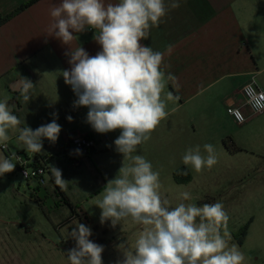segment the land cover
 <instances>
[{
  "label": "clouds",
  "instance_id": "obj_1",
  "mask_svg": "<svg viewBox=\"0 0 264 264\" xmlns=\"http://www.w3.org/2000/svg\"><path fill=\"white\" fill-rule=\"evenodd\" d=\"M181 0H59L50 8L51 21L47 36L68 46L69 69L62 71L66 85L76 96L73 107L88 109L86 122L99 134L119 130L114 140L115 150L123 161L130 163L119 168L114 179L108 180L97 199L101 210L100 223L110 221L115 227L129 219L140 230L131 247L123 240L116 245L120 258L116 264H244L245 256L236 244L229 246L227 224L229 215L221 202L197 205L179 203L172 206L161 193L159 172L142 155H133L137 147L148 141L151 133L169 115L162 98L166 82L174 80L171 73L161 69L163 53L141 43L147 40L150 29L159 27L170 9L180 7ZM88 29L95 32L93 39L100 46L94 56L80 44L73 48L76 34ZM171 45H169V50ZM16 90L28 103L32 98L33 82L20 77ZM166 99H174L171 92ZM264 107V105H260ZM15 105L0 101V147L6 148L9 130L18 131L17 140L30 153L43 151V140L56 143L62 130L53 113L50 123L36 129L19 127L21 120L14 114ZM174 110V109H173ZM66 119L72 122L73 117ZM199 145L189 148L182 163L196 172L211 169L218 161L215 147ZM76 152L79 154L80 150ZM19 160L20 157L15 156ZM16 163L0 154V177L14 171ZM58 185L68 181L62 171L52 166ZM183 175H187L185 170ZM179 199L191 200L188 191ZM224 229L223 233L221 229ZM89 226L76 223L68 232L75 246L66 253L69 264H103L104 246L90 237Z\"/></svg>",
  "mask_w": 264,
  "mask_h": 264
},
{
  "label": "crops",
  "instance_id": "obj_2",
  "mask_svg": "<svg viewBox=\"0 0 264 264\" xmlns=\"http://www.w3.org/2000/svg\"><path fill=\"white\" fill-rule=\"evenodd\" d=\"M28 1L0 0V17L8 16ZM58 2L38 0L0 26V101L7 100L16 106L14 114L22 122L20 127L50 123L53 113L58 114L57 123L62 127L56 143L43 140L45 154H48L43 157L48 164L53 190L44 184L34 187L29 196L13 192L21 205L32 204L48 215L57 206L56 201L71 202L70 195L64 186L56 183L49 167V156L59 155L66 140L76 134H85L94 140V150L82 162L95 165L104 184L115 178L123 161L122 154L115 150L113 143L120 134L119 130L99 134L86 122L88 109L73 107L76 96L62 76V71L70 68L65 55L68 46L47 36L50 8ZM116 2L118 0H105V3ZM76 35L78 39L72 42L71 47L80 44L90 56L100 51V46L93 39L94 30L88 29ZM141 43L163 53L161 69L166 74H173L175 79L166 82L162 93L169 115L133 155H162L165 150V154L177 156L176 167L187 170L189 176L187 181L176 182L177 185L185 189L193 187L203 181L209 169L196 172L191 165L185 166L182 156L187 149L199 145L201 154L207 155L203 145L212 144L214 139L213 145H221L222 151L229 153L223 142L230 138L229 132L223 127L221 132L211 131V124L221 120L212 113V108L225 111L224 100L250 81L264 91V0H181L180 7L170 9L159 27L151 28L148 39ZM20 77L30 79L35 85L28 103L16 90ZM169 92L174 97L171 101L166 99ZM69 115L73 117L72 122L66 119ZM260 115L264 117V112ZM9 136L10 141L11 133ZM22 149L23 145L12 151ZM34 155L40 156L39 153ZM105 155L115 159L116 163L108 166L98 164L100 157ZM123 162L130 163L128 160ZM67 188L72 189L68 185ZM16 220H5L0 213V264H24L14 250L24 244L21 240L23 227L18 226L22 223ZM28 229L26 227L24 232L27 233ZM246 236L247 231L243 236L241 233L233 236L245 256L244 264H264V242L254 243L251 252L246 253L243 249ZM228 243L232 245L231 241Z\"/></svg>",
  "mask_w": 264,
  "mask_h": 264
},
{
  "label": "rangeland",
  "instance_id": "obj_3",
  "mask_svg": "<svg viewBox=\"0 0 264 264\" xmlns=\"http://www.w3.org/2000/svg\"><path fill=\"white\" fill-rule=\"evenodd\" d=\"M212 113L221 120L219 123L211 124V131L221 132L223 127L227 133L229 132L231 142L230 138L223 140L229 152L224 153L223 147L213 145L215 140H211L218 162L209 169L202 182L187 189L178 186L173 176L179 169L176 167L177 156L165 154V150L162 155L148 153L145 158L151 162L152 167L155 166L153 170L159 172L161 193L169 199L173 207L181 202L197 205L221 202L229 215L226 230L232 240L228 239V242L231 241L238 246L233 236L242 230L247 231L243 249L249 253L254 243L264 242V117L259 114L252 115L249 122L240 127L233 123L224 109L212 108ZM28 127L36 129L38 126L32 124ZM9 133L12 135L11 140L7 142L11 155L9 158L16 163V167L14 171L0 177V213L4 215L5 220L17 219L16 221L22 223L21 225L18 223V226L23 227L21 240L24 244L14 250L24 264H69L66 253L75 246V241L68 238V232L77 222L89 226L93 233L90 239L104 246L103 264H116L120 258L116 245L123 240L127 241L130 247L134 245L140 228L130 219L115 227L111 226L110 221L100 223L101 210L96 203L106 184L101 180L97 167L90 162L86 164L82 162L80 166L72 167L66 161L57 159L58 153L52 154L49 156V167L55 166L62 171L63 179L68 181L64 188L70 195L71 202L56 201L57 206L49 215L32 204L21 205L16 195L29 196L34 187L40 185L33 177L28 180L24 178L19 169V161L14 158L19 155L32 161L34 154L27 152L24 146V149L17 150L18 152L12 151L23 144L17 140L18 131L9 130ZM45 153L46 150L43 148L39 155L48 156ZM0 154L4 156L1 150ZM112 163H116L115 159H110L106 155L100 157L98 161V164L103 166ZM25 170L31 174L32 166H26ZM44 181L48 188L53 190L48 173L44 175ZM67 185L72 189L69 190ZM185 190L191 194V200L179 199V194ZM26 227L29 228L27 233L24 232ZM223 231L222 228L221 232ZM257 238L260 240L257 241ZM28 255L33 257L28 258Z\"/></svg>",
  "mask_w": 264,
  "mask_h": 264
},
{
  "label": "built area",
  "instance_id": "obj_4",
  "mask_svg": "<svg viewBox=\"0 0 264 264\" xmlns=\"http://www.w3.org/2000/svg\"><path fill=\"white\" fill-rule=\"evenodd\" d=\"M239 100V101H238ZM264 91H262L254 81H250L242 85L237 92L224 100L226 114L231 118L233 123L240 126L243 125L252 115H258L264 112ZM96 144L93 139L85 134H76L63 144L62 151L58 158L66 161L72 167H78L83 160L87 159ZM79 149L78 154L76 150ZM5 157H10L8 148L0 147ZM32 154V153H31ZM20 157L19 165L20 172L26 180L33 177L43 186L45 184L44 175L49 173V168L46 165L45 157L34 155L33 160ZM26 166H32L31 174L25 170Z\"/></svg>",
  "mask_w": 264,
  "mask_h": 264
},
{
  "label": "trees",
  "instance_id": "obj_5",
  "mask_svg": "<svg viewBox=\"0 0 264 264\" xmlns=\"http://www.w3.org/2000/svg\"><path fill=\"white\" fill-rule=\"evenodd\" d=\"M38 0H30L28 1L27 3L21 5L19 8H17L15 11H13L11 14H9L8 16H5V17H0V26L2 24H4L6 21H8L12 16H14L15 14L19 13L20 11L26 9L27 7H29L30 5L34 4L35 2H37ZM185 170L184 168H181V169H178L177 171L174 172V178L176 180V182H180V181H187L189 176L188 174L185 176L184 179H182L183 177V174H177V173H183ZM179 176V177H178ZM53 181V180H52ZM59 189V188H58ZM70 206V205H69ZM244 230H242L241 232V236L244 235ZM240 242V240H239Z\"/></svg>",
  "mask_w": 264,
  "mask_h": 264
}]
</instances>
